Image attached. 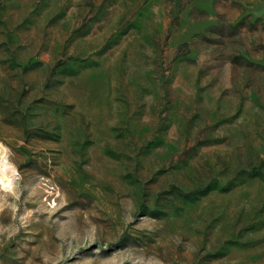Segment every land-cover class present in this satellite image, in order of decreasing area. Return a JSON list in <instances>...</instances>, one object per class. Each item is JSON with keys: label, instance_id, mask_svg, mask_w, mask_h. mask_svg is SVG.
I'll return each mask as SVG.
<instances>
[{"label": "rangeland", "instance_id": "374dc122", "mask_svg": "<svg viewBox=\"0 0 264 264\" xmlns=\"http://www.w3.org/2000/svg\"><path fill=\"white\" fill-rule=\"evenodd\" d=\"M0 149V264H264V0H0Z\"/></svg>", "mask_w": 264, "mask_h": 264}, {"label": "bare ground", "instance_id": "6f19581e", "mask_svg": "<svg viewBox=\"0 0 264 264\" xmlns=\"http://www.w3.org/2000/svg\"><path fill=\"white\" fill-rule=\"evenodd\" d=\"M1 151L0 149V185L8 187L12 184V180L8 173L9 167L6 165L4 153Z\"/></svg>", "mask_w": 264, "mask_h": 264}, {"label": "trees", "instance_id": "16d2710c", "mask_svg": "<svg viewBox=\"0 0 264 264\" xmlns=\"http://www.w3.org/2000/svg\"><path fill=\"white\" fill-rule=\"evenodd\" d=\"M177 193L179 194H183L185 195L186 197H193L197 194V191H190V192H187V193H182L178 188H175L174 189Z\"/></svg>", "mask_w": 264, "mask_h": 264}]
</instances>
